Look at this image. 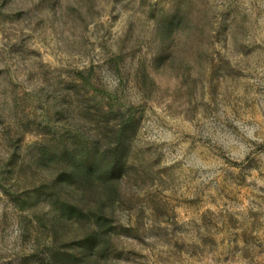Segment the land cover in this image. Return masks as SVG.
<instances>
[{"label": "rangeland", "instance_id": "1", "mask_svg": "<svg viewBox=\"0 0 264 264\" xmlns=\"http://www.w3.org/2000/svg\"><path fill=\"white\" fill-rule=\"evenodd\" d=\"M0 264H264V0H0Z\"/></svg>", "mask_w": 264, "mask_h": 264}]
</instances>
